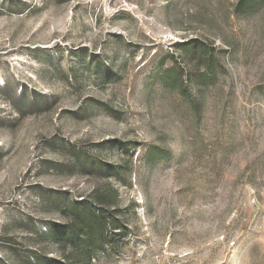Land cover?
Masks as SVG:
<instances>
[{
	"label": "rangeland",
	"instance_id": "374dc122",
	"mask_svg": "<svg viewBox=\"0 0 264 264\" xmlns=\"http://www.w3.org/2000/svg\"><path fill=\"white\" fill-rule=\"evenodd\" d=\"M76 202L91 264H264V0H0V264Z\"/></svg>",
	"mask_w": 264,
	"mask_h": 264
},
{
	"label": "trees",
	"instance_id": "16d2710c",
	"mask_svg": "<svg viewBox=\"0 0 264 264\" xmlns=\"http://www.w3.org/2000/svg\"><path fill=\"white\" fill-rule=\"evenodd\" d=\"M196 41L186 43V46L196 45ZM207 51V49H205ZM172 71V72H170ZM167 73L176 76L174 69L167 70ZM165 84L169 83L165 79ZM179 92L185 94L182 87H179ZM150 152V151H149ZM153 154L149 160H157L165 153L164 151H151ZM97 194V193H96ZM99 195H96L98 198ZM116 199V191L108 188L105 196L99 198V202L107 205H112ZM106 221L103 215L96 214L91 211L84 202H76L68 207L66 222L56 231L51 232L50 237L58 244L61 251L64 252L65 261L63 264H91V258L95 245L101 246L102 235ZM41 264V263H39Z\"/></svg>",
	"mask_w": 264,
	"mask_h": 264
}]
</instances>
